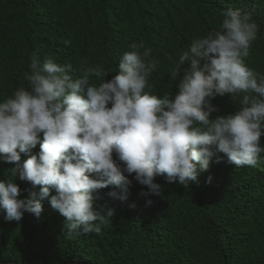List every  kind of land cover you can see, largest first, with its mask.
I'll return each instance as SVG.
<instances>
[{
  "label": "clouds",
  "instance_id": "clouds-1",
  "mask_svg": "<svg viewBox=\"0 0 264 264\" xmlns=\"http://www.w3.org/2000/svg\"><path fill=\"white\" fill-rule=\"evenodd\" d=\"M257 32L250 13L224 12L218 30L194 38L179 55L169 69L177 91L162 97L150 83L159 61L142 41L121 55L111 79L102 64L82 66L77 77L71 64L50 55L41 63L33 54L24 73L28 88L0 101V162L14 165L0 181L4 219H39L48 200L65 217L67 238L99 235L115 215L97 204L101 190L111 188L108 197L126 202L130 176L147 189L141 197H161L157 177L189 189L213 161L257 167L264 75L245 63ZM226 95L239 107L212 118L220 112L212 101ZM17 179L30 184L23 199Z\"/></svg>",
  "mask_w": 264,
  "mask_h": 264
},
{
  "label": "trees",
  "instance_id": "trees-1",
  "mask_svg": "<svg viewBox=\"0 0 264 264\" xmlns=\"http://www.w3.org/2000/svg\"><path fill=\"white\" fill-rule=\"evenodd\" d=\"M230 9L250 13L258 25L245 63L264 75V0H0V101L28 88L33 54L41 63L50 55L71 64L77 77L82 66L102 64L111 79L121 55L141 41L159 61L153 93L175 94L179 81L169 69L194 38L218 30ZM212 104L220 109L212 118L239 107L227 95ZM13 166L0 162V181ZM129 179L126 202L101 190L97 204L115 215L99 235L67 238L65 217L48 200L39 219L26 213L9 222L0 213V264H264V153L254 168L213 161L189 189L157 177L161 197H141L147 189ZM17 183L23 199L30 184Z\"/></svg>",
  "mask_w": 264,
  "mask_h": 264
}]
</instances>
